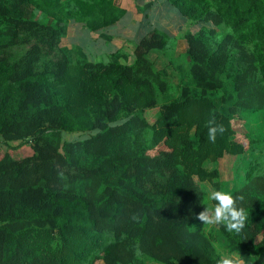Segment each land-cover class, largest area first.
<instances>
[{
	"label": "trees",
	"instance_id": "obj_1",
	"mask_svg": "<svg viewBox=\"0 0 264 264\" xmlns=\"http://www.w3.org/2000/svg\"><path fill=\"white\" fill-rule=\"evenodd\" d=\"M167 1L207 27L172 38L153 28L131 54L93 61L62 40L71 21L110 37L126 14L115 0H0V147L33 149L0 156V264H258L264 166L250 154L242 185L225 184L244 197L242 233L196 214L212 203L201 183L219 189V160L249 150L233 120L264 111V0Z\"/></svg>",
	"mask_w": 264,
	"mask_h": 264
},
{
	"label": "rangeland",
	"instance_id": "obj_2",
	"mask_svg": "<svg viewBox=\"0 0 264 264\" xmlns=\"http://www.w3.org/2000/svg\"><path fill=\"white\" fill-rule=\"evenodd\" d=\"M115 2L126 10V14L117 22L107 27L104 31L110 37H101L97 32L88 31L80 22H69L67 35L63 38L62 43L66 45H80L88 58L93 61L107 60L109 54L115 49L122 48L123 51L131 54L135 43L139 37L148 30L157 28L164 32L169 38L178 37L183 32H196L198 29L206 26V23L201 21H194L182 16L176 7L169 4L167 0H115ZM151 3L149 7L146 4ZM182 46H184L182 44ZM130 55L129 61H132ZM161 58V57H160ZM158 94V101L162 100L163 95ZM107 92L101 95L103 108L106 109ZM157 108H152L147 111V118L152 121L156 115ZM233 126L241 135H246L248 138H243L246 144V153L236 158L229 155L224 156L217 164L220 175L215 179L218 180L219 189L226 191V188H236L243 183V159L250 154L254 158V162L258 167H263L264 160V111L259 113H241L233 120ZM76 134L64 133V138H74ZM255 141L254 145L249 144V139ZM5 149H8L13 155L17 157L30 156L33 149L29 145L19 146L18 143H11L8 145L4 143L0 147V156ZM42 157L51 155L54 161L55 169H59L63 162L58 152L43 145ZM207 167H213L215 164H207ZM225 184L229 186L226 187ZM204 189L212 186L207 182H202ZM205 200L208 204L207 196ZM260 238V236L258 237ZM97 264H101L97 262ZM258 264H264V252L259 257Z\"/></svg>",
	"mask_w": 264,
	"mask_h": 264
},
{
	"label": "clouds",
	"instance_id": "obj_3",
	"mask_svg": "<svg viewBox=\"0 0 264 264\" xmlns=\"http://www.w3.org/2000/svg\"><path fill=\"white\" fill-rule=\"evenodd\" d=\"M222 132V126L215 123V119L209 121V139L214 141L217 132ZM207 196L210 205L196 214V218L205 226L222 225L229 233L240 234L248 221V214L242 206L244 197L212 186L202 189ZM238 201L241 202L238 204ZM216 264H245L240 254H225Z\"/></svg>",
	"mask_w": 264,
	"mask_h": 264
}]
</instances>
